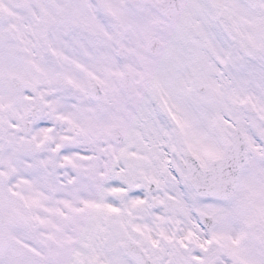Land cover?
Masks as SVG:
<instances>
[{"label": "snow or ice", "instance_id": "6c2138e0", "mask_svg": "<svg viewBox=\"0 0 264 264\" xmlns=\"http://www.w3.org/2000/svg\"><path fill=\"white\" fill-rule=\"evenodd\" d=\"M0 264H264V0H0Z\"/></svg>", "mask_w": 264, "mask_h": 264}]
</instances>
